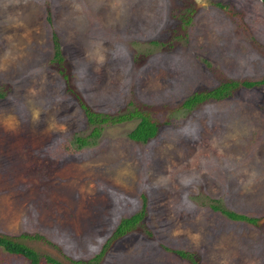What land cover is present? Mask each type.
Here are the masks:
<instances>
[{
  "label": "rangeland",
  "instance_id": "1",
  "mask_svg": "<svg viewBox=\"0 0 264 264\" xmlns=\"http://www.w3.org/2000/svg\"><path fill=\"white\" fill-rule=\"evenodd\" d=\"M263 74L260 0H0V234L38 264H264V85L181 106ZM78 99L141 110L156 134L128 138L133 117L78 147ZM142 195L143 218L91 263ZM0 264L29 263L0 247Z\"/></svg>",
  "mask_w": 264,
  "mask_h": 264
},
{
  "label": "trees",
  "instance_id": "2",
  "mask_svg": "<svg viewBox=\"0 0 264 264\" xmlns=\"http://www.w3.org/2000/svg\"><path fill=\"white\" fill-rule=\"evenodd\" d=\"M260 1L264 15V0ZM50 39L52 43V59L56 61L57 64H60L62 61V55L57 36L54 32L51 33ZM59 72L63 74L64 78H66V75L63 73L62 69H60ZM259 85H264V74L258 78L250 80H224L211 88L192 92L190 95L183 99V101L181 102V106L190 109L196 104L208 99L219 100L225 98L229 96L232 91L238 87H253ZM78 100L79 105L84 114L85 120L87 124L90 125V131L87 133L86 136L76 135L74 137V142L77 144L78 147L82 146L83 144H86L87 142H92L93 139L98 136L102 123H118L124 120H129L133 117H138V121L127 132L128 138L136 141L145 142L148 138L156 134V122L150 119V117L141 110L133 108L126 111L109 114L92 110L84 103H82L80 99ZM88 138L91 139L89 140ZM141 198L142 204L140 210L119 219L110 236L104 241L99 251L90 257L91 263H97L100 260V257L104 253V250L110 240L123 235L125 232L132 229L143 218L145 214V199L143 195L141 196ZM209 206L211 209L221 212L232 220H243L248 223H254L256 221V217L222 208L218 204H209ZM0 247L8 253L16 254L25 258L29 264H38L39 256L34 251V249L30 248L29 246L25 245L24 243L18 240H15L12 237H9L8 235L0 234ZM175 252L182 257L188 256L190 258V254L185 251L176 250ZM43 258L46 262L50 264H62L61 262L55 260L54 258L48 255H44ZM191 260L193 264H197L196 261H194L192 258Z\"/></svg>",
  "mask_w": 264,
  "mask_h": 264
}]
</instances>
